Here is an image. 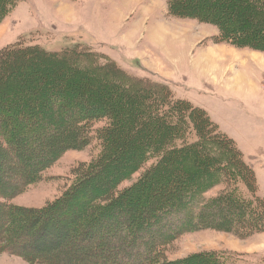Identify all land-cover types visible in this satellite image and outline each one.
<instances>
[{
	"label": "trees",
	"instance_id": "trees-1",
	"mask_svg": "<svg viewBox=\"0 0 264 264\" xmlns=\"http://www.w3.org/2000/svg\"><path fill=\"white\" fill-rule=\"evenodd\" d=\"M15 3L0 0V23ZM167 6L172 17L215 25L217 43L264 52V0H167ZM83 49L76 45L57 55L30 46L0 53V157L6 161L0 159V254L29 264H226L211 251L166 263L157 250L198 229L228 231L233 223L246 228L249 222L253 231L264 230V201L256 196L254 172L240 150L214 133L204 110L170 98L166 85L140 82ZM189 124L197 141L177 146ZM94 137L100 153L77 166L61 198L36 211L7 202L65 152L85 150ZM152 160L136 183L119 190ZM234 178L244 180L250 199L230 191L207 199ZM63 209L79 215L78 233L85 236L94 234L93 224L99 229L102 219L114 217L102 228L108 240L78 256L66 255L64 243L42 248L40 232H48L53 226L46 222ZM75 240L85 250L89 246L87 239Z\"/></svg>",
	"mask_w": 264,
	"mask_h": 264
},
{
	"label": "rangeland",
	"instance_id": "rangeland-1",
	"mask_svg": "<svg viewBox=\"0 0 264 264\" xmlns=\"http://www.w3.org/2000/svg\"><path fill=\"white\" fill-rule=\"evenodd\" d=\"M1 17L0 53L13 47L37 46L48 54L59 55L77 45L81 50L84 47L97 53L101 64L113 62L129 77L150 86L162 83L173 100L204 110L216 127L214 133L233 140L240 150L244 164L254 172L256 196L264 201V67H259V62L264 65V52L217 43L220 32L215 25L172 17L167 0H16ZM221 45L236 49L239 54L233 56L228 48L225 54ZM222 66L225 72L219 77L214 68ZM103 124L93 125L92 134ZM188 128L185 139L177 141V146L197 141L193 127L189 124ZM100 149L95 138L85 150L65 152L40 179L7 202L31 211L49 206L72 186L77 166L96 158ZM155 162L150 161L119 190L131 187ZM223 191H230L241 200L251 198L240 178L230 184L222 183L206 197L215 200ZM73 204L80 202L74 200ZM70 213L73 212L63 209L52 222H46L53 227L49 229L52 232L48 230L51 234L40 232L42 248L64 243L63 249L69 252L66 255L78 256L87 254L95 242L108 240L102 228L114 223V217L102 219L99 229L93 224L89 230L94 234L85 236L78 233L79 215L72 217ZM234 224L228 231L198 229L185 233L158 249L157 255L164 262L173 263L211 251L220 254L226 264H264V230L253 231L249 222L246 228ZM75 239H87L89 246L85 250ZM0 264L29 263L0 254Z\"/></svg>",
	"mask_w": 264,
	"mask_h": 264
},
{
	"label": "crops",
	"instance_id": "crops-1",
	"mask_svg": "<svg viewBox=\"0 0 264 264\" xmlns=\"http://www.w3.org/2000/svg\"><path fill=\"white\" fill-rule=\"evenodd\" d=\"M220 47H221V49L224 51L225 54L229 51V50H227V48H228V49H231L230 47L225 46V45H221ZM212 53H213V52H212ZM231 53H232L233 56H237V55L239 54V51H237L236 49H234V50L231 49ZM220 54H221V53H220ZM204 57H205V56H204ZM262 60H263V59H262ZM263 63H264V60H263ZM224 67H225V66H222V67H220L219 69H218V68H214V70L216 71L217 76L222 77L223 73L225 72ZM259 67H261L262 70H263L264 65L260 64V62H259ZM220 72H221V74L218 75ZM252 73H253V71H252ZM256 76H258V75H256ZM217 78H218V77H217ZM237 81H238V83H239V81H240V75L238 76V80H237ZM237 86H239V85L237 84ZM235 87H236V86H235Z\"/></svg>",
	"mask_w": 264,
	"mask_h": 264
}]
</instances>
